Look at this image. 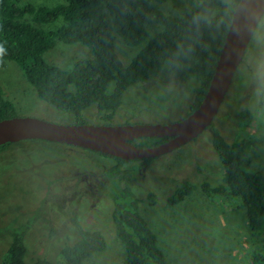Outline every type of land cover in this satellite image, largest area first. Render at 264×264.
I'll return each instance as SVG.
<instances>
[{
  "label": "rangeland",
  "instance_id": "1",
  "mask_svg": "<svg viewBox=\"0 0 264 264\" xmlns=\"http://www.w3.org/2000/svg\"><path fill=\"white\" fill-rule=\"evenodd\" d=\"M16 1L19 6L30 4L36 8L65 4V0ZM188 1L168 0L160 10L182 13ZM201 1L195 0L197 4ZM62 24L57 20L40 28L51 31ZM155 31L151 28L150 34ZM150 38L136 47L116 38L115 53L122 64L128 66ZM88 57L86 47L59 42L45 59L67 70L77 60ZM153 82L132 86L111 121L105 122L95 107L83 115L84 121L93 125L169 123L189 115L198 80L183 85L162 73ZM0 88L4 98L15 104L13 117L75 123L71 116L40 101L14 62L0 66ZM113 88L111 85L109 89ZM263 95L264 18L212 123L227 144L249 139L254 151L245 158L246 165L264 173ZM243 110L249 112L250 121L240 120L238 114ZM210 140L208 128L194 141L145 165L132 185L133 197L165 252L160 249L173 264H251L252 254L264 247V231L252 234L245 213L231 212L223 200L206 199L199 190L203 182L215 183L222 174ZM75 151L79 150L71 152ZM68 152L63 146L44 141H24L0 149V264L11 242L12 229L23 233L26 264L37 259L63 264L65 252L74 255L77 251L75 248L82 241L80 231L99 233L105 242L104 250L83 264H121L123 247L115 236L110 216L115 185L91 177L100 173V164L109 166L112 160L88 154L93 160L90 162L87 157ZM182 181L193 186L192 197L175 208L165 207L166 198ZM149 194L154 198L148 199Z\"/></svg>",
  "mask_w": 264,
  "mask_h": 264
},
{
  "label": "trees",
  "instance_id": "2",
  "mask_svg": "<svg viewBox=\"0 0 264 264\" xmlns=\"http://www.w3.org/2000/svg\"><path fill=\"white\" fill-rule=\"evenodd\" d=\"M167 1L65 0L63 5L36 8L30 4L19 6L16 0H0V66L14 62L40 101L71 116L77 124L85 123L83 115L93 107L102 113L105 122L111 121L132 86L155 82L162 73L183 85L198 80L190 107L193 111L206 93L232 9L240 0H202L198 4L189 0L186 10L174 14L160 10ZM57 20L63 24L55 30L40 28ZM153 27L156 31L150 34ZM149 36L145 46L124 66L115 53V39L136 47ZM59 42L80 44L86 47L89 57L77 60L67 70L50 64L45 57ZM14 110V102L5 99L0 88V121L12 118ZM238 116L243 122L250 121L247 110ZM209 128L210 144L222 174L215 183L203 182L200 193L206 199L223 200L231 212L245 213L248 230L259 235L264 231V173L246 165L245 158L254 151L253 144L249 139L227 144L213 125ZM165 141L149 138L138 146L154 147ZM114 161L100 176L115 185L110 216L123 247L121 264H173L139 213L132 193L138 171L153 159L142 160L140 166L118 158ZM193 190L191 183L182 181L166 198L165 207H177L192 197ZM153 198L148 195V199ZM80 235L77 251L74 255L65 252L63 264H83L104 250L105 242L99 233L80 231ZM10 238L2 264H26L23 233L14 230ZM32 264L51 263L37 259ZM251 264H264V247L252 254Z\"/></svg>",
  "mask_w": 264,
  "mask_h": 264
},
{
  "label": "water",
  "instance_id": "3",
  "mask_svg": "<svg viewBox=\"0 0 264 264\" xmlns=\"http://www.w3.org/2000/svg\"><path fill=\"white\" fill-rule=\"evenodd\" d=\"M264 18V0H240L232 16L206 93L190 114L172 123L118 125L61 124L25 116L0 121V148L24 141H44L133 161L172 153L197 139L219 112L253 38ZM149 138L168 140L150 148L139 147Z\"/></svg>",
  "mask_w": 264,
  "mask_h": 264
},
{
  "label": "flooded vegetation",
  "instance_id": "4",
  "mask_svg": "<svg viewBox=\"0 0 264 264\" xmlns=\"http://www.w3.org/2000/svg\"><path fill=\"white\" fill-rule=\"evenodd\" d=\"M188 112H190V108L188 109ZM190 114V113H189ZM186 116V115H185ZM184 118V117H183ZM182 118V119H183ZM74 119V118H73ZM181 120V119H180ZM177 121H179V120H177ZM175 122V121H174ZM86 123V122H85ZM84 123V124H85ZM169 123H172V122H169ZM74 124H77L76 123V121H75V123ZM164 139H166V141L168 140L167 138H164ZM142 142V141H141ZM46 143H50V142H46ZM51 144H54V143H51ZM14 144H9V145H7V146H5L4 148H6V147H8V146H13ZM56 145H59V146H63V147H65V148H67V150L69 151L68 153H72L75 157H87L88 158V161H93L92 160V158L90 157H88V156H86V155H88V154H92V155H97V156H101V157H103V158H107V159H111L112 161H109L111 164L109 165V166H107L106 164H100V166H98V167H100L101 169H100V173L97 175V174H95V175H92L91 177H94V178H97V177H100V178H102V179H104L103 177H102V175L100 176V174H101V172L103 173V169L104 168H109V167H111V166H113L114 164H115V161H114V158H116V157H112V156H109V155H104V154H101V153H96V152H92V151H88V150H85V149H81V148H77V147H74V146H68V145H60V144H56ZM155 147V146H154ZM143 148V147H142ZM146 148H150V147H146ZM73 149L74 150H79V151H75V152H71V151H73ZM6 153V152H5ZM4 153V154H5ZM170 154V153H169ZM161 157V156H160ZM159 158V157H158ZM150 159H153V161L155 160V159H157V158H150ZM121 160V159H120ZM143 160H145V159H143ZM124 161H126V160H124ZM152 161V162H153ZM132 162V161H131ZM133 162L134 163H136V165H138V166H140V165H142V160H133ZM151 162V163H152ZM143 168H141L140 170H142ZM139 170V171H140ZM107 182V180L106 179H104L103 180V182ZM104 185V184H103ZM103 185L101 186V188L103 187ZM12 231H14V229H12L11 230V232ZM18 231V230H17ZM23 231V230H22ZM10 245V244H9Z\"/></svg>",
  "mask_w": 264,
  "mask_h": 264
}]
</instances>
